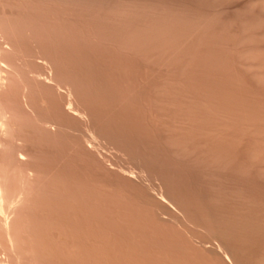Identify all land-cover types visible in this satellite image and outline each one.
I'll list each match as a JSON object with an SVG mask.
<instances>
[{
    "label": "rangeland",
    "instance_id": "obj_1",
    "mask_svg": "<svg viewBox=\"0 0 264 264\" xmlns=\"http://www.w3.org/2000/svg\"><path fill=\"white\" fill-rule=\"evenodd\" d=\"M0 33V262L264 264V0H0Z\"/></svg>",
    "mask_w": 264,
    "mask_h": 264
},
{
    "label": "bare ground",
    "instance_id": "obj_2",
    "mask_svg": "<svg viewBox=\"0 0 264 264\" xmlns=\"http://www.w3.org/2000/svg\"><path fill=\"white\" fill-rule=\"evenodd\" d=\"M2 36L3 35L0 33V65H3L6 63L5 56H4L6 53V49L4 48V45H3L5 42L3 43L4 39ZM2 118L4 119L5 117L4 116L0 117V131H4V126H5V122L4 120H2ZM48 123L50 122L43 123L45 125V128L48 127L49 128L48 130L53 129V124L51 123L50 125ZM50 126H52V128H50ZM2 171L3 170H0V222L2 223V225L0 226H3V227L2 229L1 228L0 229L5 232L7 238L10 240L11 234L9 233L10 228L8 227L9 222L7 221L8 218L6 214L9 210L13 208V205L16 203V201H15V198L9 194V190H10L9 187L11 186V184H8L9 178L7 176V173L6 171H3V172ZM0 264H6V263L0 262Z\"/></svg>",
    "mask_w": 264,
    "mask_h": 264
}]
</instances>
